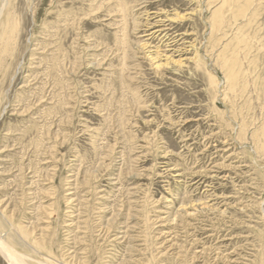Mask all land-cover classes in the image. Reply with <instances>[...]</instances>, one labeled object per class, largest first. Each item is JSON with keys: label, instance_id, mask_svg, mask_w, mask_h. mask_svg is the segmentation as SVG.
I'll list each match as a JSON object with an SVG mask.
<instances>
[{"label": "rangeland", "instance_id": "obj_1", "mask_svg": "<svg viewBox=\"0 0 264 264\" xmlns=\"http://www.w3.org/2000/svg\"><path fill=\"white\" fill-rule=\"evenodd\" d=\"M5 11L19 52L0 79V219L18 250L53 264H264V0ZM157 52L170 57L158 69Z\"/></svg>", "mask_w": 264, "mask_h": 264}, {"label": "bare ground", "instance_id": "obj_2", "mask_svg": "<svg viewBox=\"0 0 264 264\" xmlns=\"http://www.w3.org/2000/svg\"><path fill=\"white\" fill-rule=\"evenodd\" d=\"M8 1L9 0H0V2H1V9H0V79H4V77H5L6 67L8 66V59H10V62H12L14 59L17 58L18 52H19V47L16 46L15 49L12 48L14 43L17 42L16 37L18 36L17 34H19V31H18V27H17L16 23L12 19L9 18L8 14L5 11V9L7 8ZM174 20L171 19V21H174ZM156 32H158V31L153 32V34ZM150 35L151 34H148L145 36H150ZM156 37L157 36H155V38ZM148 45L149 44H147L145 42V43H142L140 45V47L144 48V50H146L145 48H147ZM166 47H168V46H166ZM13 49H14V51H13ZM163 57H165V59L167 61H169V59H170L169 56H165V55L163 56V53H159V52L156 53V56H154V57L151 56V60L155 63V65H156L155 67L157 69L161 68L162 65H164V64H160V60ZM12 64L13 63H10V65L13 67L14 65H12ZM2 221L0 219V254L4 257V259L7 261L8 264H53V263H50L46 259H40L35 255H31L27 252H22L21 250H18V248L21 249V248L25 247L22 244L23 239L19 238L18 232L14 231L13 229H12L13 231L12 230L8 231L5 228V225H7V224L4 222L5 223V225H4V223ZM7 226H9V225H7ZM20 235L22 236V234H20ZM26 240H27V238H26ZM31 249H33V248H31ZM51 258H53V257H51Z\"/></svg>", "mask_w": 264, "mask_h": 264}]
</instances>
